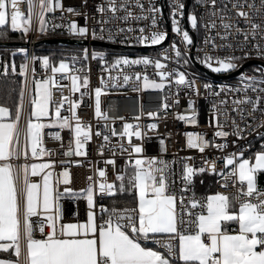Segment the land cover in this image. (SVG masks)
I'll return each mask as SVG.
<instances>
[{"label": "snow or ice", "instance_id": "snow-or-ice-1", "mask_svg": "<svg viewBox=\"0 0 264 264\" xmlns=\"http://www.w3.org/2000/svg\"><path fill=\"white\" fill-rule=\"evenodd\" d=\"M211 5L209 9L210 19L205 24L206 28L214 29L219 26L224 29L223 33H217L222 40H227L232 36L231 29L238 24H234L232 19H225L229 10L227 5L217 7V0H197V3ZM27 5V12L22 10L21 5ZM97 11L104 16L106 12H111L112 16L104 18L99 22L100 31H105V24L108 19H115L118 10H123L124 15L119 19L126 25L130 20L149 19L151 24L148 26L151 31L145 30V27L138 25L136 29L131 26L117 28L120 33L136 31L138 34L133 38L136 43L158 45L166 39L167 32L160 30L157 13L161 11L160 6L150 3L145 9L141 0H136V7L140 9L138 14H133L132 10L126 6V3H116V0H108L106 5H97ZM233 9L236 15L244 18L245 23L250 24L251 33L236 26V33L244 38L242 44L235 47L242 48L247 46L249 36L254 39L257 36V29L262 26L249 20V13L244 11V5L238 0H233ZM247 7L257 12L264 11V0H260L259 8L255 3L248 4ZM186 5L183 0H175L170 8L172 31L182 35V41L186 45L192 44V38L189 31L183 30L180 20L177 17H184ZM56 9L66 10L69 13H76L77 9L73 7L64 8L61 0H0V39L7 37L6 29L20 31L24 38L32 30L33 17L37 20L36 30L44 33L48 17L46 13H52ZM145 11L148 15L145 16ZM85 24L79 25L76 20H71L66 25L69 33L87 37L91 35L94 39H105L103 35L98 37L96 27L91 29L87 24V14ZM187 20L192 28H197L203 16H197L193 12L187 13ZM108 40H115L116 37L108 29ZM128 39V38H125ZM211 40L212 46L217 47L214 38L205 37V43ZM123 42V40H122ZM129 42H131L129 40ZM219 47L233 48L231 43L221 44ZM256 55L264 59V45L255 44ZM170 48L174 52L176 63L187 64L185 59L187 51H181L173 42ZM15 51L24 54V61L19 66V74L23 77L20 81L19 102L15 106V113H10L9 107L0 104V252L7 253L6 256H0V264H264V190L258 186V175L264 174V132H257L261 143L259 149L245 156V150L252 147L251 144L238 151H234L222 157L224 164L230 166L225 172L220 171L225 176L223 187H228V182L236 187L234 193L217 191L206 197L197 198L193 193L187 200L183 195L177 197L174 191L170 190V182L166 176L168 163L158 160L157 157H144L141 144L132 143V137L135 136L144 139L148 134L143 131L141 125H135L125 122L123 131L116 133L112 130V135L127 137L131 152L137 154L136 159L132 161L133 167L129 174L127 165L124 172L116 173L115 182L107 181L106 171L98 168L96 171L99 177L104 178L103 182H92L86 188L73 190L70 187L64 188L61 192L55 188L51 182V169L55 165L54 160H47L43 163H27L29 149L32 157L38 155L43 157L50 153L43 145V135L45 128L58 126L61 129H69L74 137L75 154L77 156L85 155V145L92 139V129L89 123L83 122L76 109L81 103V99H70L61 96L59 100L53 97V86L63 89L64 86L58 85L57 74L61 77H67L71 81V91L79 92L80 98L88 95L89 76L81 77L78 72L82 68H70L65 59H61L58 66L50 61L49 56H28L25 48H19ZM83 51V59L87 60L89 56L88 49ZM168 50H163V55L167 57ZM199 53V49H198ZM93 58H100L104 62L106 53L102 51H93ZM249 52H244L243 56L236 55H212L205 52L203 58L197 55V59L206 65L208 69L215 73L231 72L241 67L237 61L248 58ZM40 61L41 67L50 69V73H45L43 78L35 77V67L30 66V62ZM78 57H72V63L75 65ZM150 65L160 70V81L150 80L143 75V87L162 89L165 82L170 84L173 80L177 85H187L195 91V81L187 78L184 71L173 69L171 72L164 70V65L160 59L150 56H139L130 58L127 56H118L115 58L111 67L118 65ZM4 74L7 75L9 65L4 62ZM12 73L16 72V65H11ZM31 73V75H30ZM252 73L240 72L237 86L231 88L228 85H221L225 90L235 91L238 95L233 99L236 107L233 111H239L241 117L244 115V108L241 105H250L252 112L259 111L264 114V64L252 69ZM255 73H258L255 74ZM137 81L141 78V73L134 74ZM166 78V80H165ZM112 85H115V77H112ZM130 76L123 75V82L127 84ZM82 80V82H81ZM34 85V87H33ZM107 85L101 77L100 86L95 87V115L101 119L107 120L106 111L101 108V94ZM205 89L213 88L212 83H204ZM85 91L81 92L80 89ZM28 94V102L31 111L27 119L26 129L24 131V142L21 143L19 121L24 106L25 92ZM256 95H249L248 93ZM69 107L67 111L70 115H62L61 109L65 103ZM193 101H188L189 107ZM220 104H225L222 100ZM216 108V105L212 106ZM148 116H156L155 112L147 113ZM219 113H217V116ZM181 120H191L193 124L196 121V113L181 115ZM254 118V117H253ZM119 119H124L119 117ZM139 120V117H136ZM75 121V123H72ZM149 129H155L156 124L150 123ZM223 125L216 124L215 137H226L228 132L221 130ZM232 133L236 136H242L239 126L233 119ZM250 131L256 128H264V121L253 126H248ZM96 135H103L101 131H96ZM49 135L56 139H61L59 131L50 132ZM187 144L191 148L198 149L201 153L208 146V140L204 134L187 133ZM107 141L109 137L103 136ZM72 141H70V144ZM235 144V141H232ZM163 145V141H161ZM62 146V145H61ZM103 147V146H101ZM122 150L123 149V146ZM217 149L226 148V144L216 143ZM73 149L69 147L64 153L70 155ZM24 163H13V158L19 161L21 158ZM131 159V156H130ZM79 163V161H73ZM65 163V161H61ZM107 163L115 164L114 160ZM205 167L194 168L187 163L183 165L182 180L184 189L188 191L192 178L196 173L205 171H216L215 160L209 164L204 162ZM160 165L158 167L157 165ZM37 174H43V183L33 181L30 177ZM62 176L64 182H68L69 172L64 169ZM90 181L91 177L88 178ZM126 181V183H125ZM59 183V181H57ZM103 195L114 193H129L134 196V207H116L115 201L112 207L99 204L97 215V204L95 200L96 192ZM86 194V195H85ZM79 197L84 196L87 202V213L85 220L77 219L75 222H64L62 219L61 198L63 196ZM75 215V214H74ZM33 217H42L39 221H34ZM234 226V227H233ZM37 230L40 233L36 236ZM148 242H151L149 244Z\"/></svg>", "mask_w": 264, "mask_h": 264}, {"label": "built area", "instance_id": "built-area-1", "mask_svg": "<svg viewBox=\"0 0 264 264\" xmlns=\"http://www.w3.org/2000/svg\"><path fill=\"white\" fill-rule=\"evenodd\" d=\"M65 9L68 7H73L77 9L76 13H69L66 10L61 11L56 9L52 13H46L48 17L46 31L53 35L57 34L60 37L71 38L81 40L84 43L77 45L81 46L82 50L87 48L89 56L87 60H77L75 65H73L72 60L68 58L65 59L70 68L74 67L76 69L82 68L83 71L77 74L83 77V75L89 76V86L88 95L80 98L79 92L71 91V81L69 78L61 77L57 74L58 85L64 86L62 91L59 87L53 86V97L59 100L63 95L70 99H81L80 105H78L76 111L78 115L82 118L83 122L89 123L92 129V139L89 140L85 145V155L77 156L75 154V144L74 137L69 129H61L58 126L52 128H45L43 135V145L46 149H50L51 152L47 153L45 156L32 157L29 149V156L27 163H43L49 159L54 160L56 163L51 169V182L55 188L59 191H63L64 188L70 187L73 190H79L86 188L89 183L92 182H103L104 178L99 177L98 168H102L106 171L107 181L115 182L116 173L124 172L127 165V170L133 167L132 161L137 157V154L131 152V148L128 143L127 137H121L120 135H112V130L116 133H121L124 128L125 122L135 125L139 123L143 131L147 132V136L143 140L133 136L132 143H138L142 145L144 157H157L158 160H163L168 163V168L166 170V176L170 182V190L174 191L177 197L183 195L187 200L188 197L192 196L193 193L197 198L206 197L207 194L199 191L195 178L193 176L192 183L189 185L188 191H181L184 189V181L182 180V171L184 163L189 164L194 168L205 167V161L211 164L215 160L216 171H205L203 173L211 174L214 177V193L217 191L234 193L236 191L237 185H233L231 181L228 182V187L225 188L222 185L225 183V176L220 174L223 169L227 172L230 166H226L222 159L223 156L238 151L242 148L246 149V146L251 144L250 149L245 150V156L250 155L252 152L256 151L260 147V137L257 136V132H264V128H256L255 131H250L249 125H257L264 121V114L257 112H252L250 105H241L244 108L243 118L239 111H233L236 105L233 104V99L238 95L235 91H229L222 89L221 85H228L231 88L237 86L238 77L240 72L252 73V69L264 64V59H261L255 53L256 48L253 47L255 44L264 45V11L257 12L253 14V10L247 7L248 4L255 3L257 7L260 6V0H238L239 3L244 5L243 10L249 13V20L260 24L262 27L257 29V36L253 39L251 35L249 40L246 42L247 46L242 48L235 47L238 44L244 42L242 35L236 33V26L251 33L250 24L245 23L244 18L236 15V10L233 9V0H217V7H223L227 5L229 10L228 14L224 17L227 19H232L234 26L231 29L232 36L227 40H222L217 33H223L224 29L219 26L218 18L217 27L214 29L206 28L205 24L210 19L209 9L211 5H206L204 3H197V0H183L186 5L184 17H177L180 20V25L183 30L189 31L192 38V44L186 45L182 41V35L174 33L172 31L170 8L174 4L175 0H141L147 9L150 3L160 6L161 11L157 13V16H162L159 19L160 30L167 32L166 39L158 45L149 44H139L133 39L138 33L136 31L120 33L117 28H125L131 26L134 29L138 25L145 27L146 32L154 29H150L148 26L151 24L149 19H144L140 21L130 20L128 25L125 24L123 20L119 17L123 16L125 13L123 10H118L115 19H108L105 24V31L101 33L99 22L104 18V16L111 17V12H106L104 16L97 11V5H106L108 0H61ZM121 2L126 3V6L132 10V13L138 14L140 9L136 7V0H116V3ZM22 10L27 12V5H21ZM193 12L198 17L203 16V20L200 21L197 28H192L190 22L187 20V13ZM87 14V24L91 29L93 26L96 27V32L98 37L103 35L105 39L93 38L91 35L87 37H80L69 33L66 25L70 23L71 20H76L79 25L85 24V16ZM145 16L148 15L145 11ZM37 20L35 16L33 17L32 30L28 32L25 39V45L21 48L27 50L28 56H37L38 40L41 32L36 30ZM111 29V33L116 37L115 40H108L106 37ZM214 38V43L217 47L212 46L211 40L205 43V37L209 36ZM128 38V39H125ZM123 40V42H122ZM129 40L131 42H129ZM175 44L179 47L181 51H187L185 59L188 63H183V60L178 64L174 57V52L170 48V45ZM231 43L233 48H221L219 45ZM19 49V48H18ZM167 49V57L163 55V50ZM199 49V53H198ZM93 51H102L106 53L104 62L102 63L100 58H93L91 53ZM210 53L212 55H236L243 56L244 52H249L251 55L248 58L241 59L237 61L241 65L238 68L239 71L231 76H225L231 72H221L215 73L223 77H213L202 71L198 65L211 71L197 59V55L203 58L204 53ZM20 53V52H19ZM22 54L24 61V54ZM118 56H127L130 58H136L139 56H150L153 58L160 59L164 65V70L171 72L173 69H178L179 71H184L186 76L190 80L195 81V88L199 91H195L193 88L185 85H177L173 80L170 84L165 82V86L162 89H154L143 87V75H147L150 80L160 81L158 69L155 68L154 64L150 65H118L116 67H111L114 64L115 58ZM61 59L56 61V65ZM1 60V57H0ZM261 64H259V63ZM35 67V77L37 79L43 78L45 73H50V69H45L41 67L40 61L36 60L30 62V66ZM237 70V69H236ZM235 71V70H234ZM212 72V71H211ZM141 73V78L139 81L135 79L134 74ZM0 74H4L0 70ZM13 76H19L20 81L23 79L20 76L19 71L16 70L12 73ZM128 74L130 76L129 82L125 84L123 82V75ZM258 75V73H255ZM5 75V74H4ZM31 75V73H30ZM101 77L105 80L107 85H112V77H115V85L106 87L104 92L101 94V108L102 111H106L109 119L104 120L95 115V87L100 86ZM82 82V80H81ZM204 83H212L213 88L205 89L203 87ZM81 92L85 91L84 88L80 89ZM249 95L255 96V93H248ZM264 95V94H262ZM192 100L194 103L189 107L188 101ZM224 100L225 104H220L219 102ZM216 105V108L212 106ZM69 105L66 102L61 109L62 115H70L67 111ZM30 104L28 102V94L25 92L24 106L22 109L19 128H20V138L21 143L24 142V131L26 129L27 119L29 117ZM155 112L156 116H148L147 113ZM196 113V123L193 124L191 120L185 119L181 120L179 117L181 115H187L189 113ZM217 113L219 115L217 116ZM123 117L124 119H119ZM139 117V120H136ZM254 117V118H253ZM233 119L239 126L242 136H236L232 133L235 131L233 128ZM219 121L223 125L221 130L228 132L229 135L226 137H215L213 134L217 130L216 124ZM75 123V121H72ZM150 123H155V129H149L147 126ZM59 131L61 134V139L56 140L52 138L49 133ZM96 131H101L103 135H96ZM187 133H197L204 134L205 138L208 140V146L205 151L201 153L196 148H191L187 144ZM107 135L109 139L104 140L103 136ZM70 141L72 143L70 144ZM163 141V145L161 144ZM235 141V144L232 143ZM226 144V148L217 149L214 144ZM62 145V146H61ZM103 146V147H101ZM125 150H122V147ZM69 147L73 149L70 155L65 156L64 153L68 151ZM131 156V159H130ZM79 161V163H74L73 161ZM110 160H114L115 164L107 163ZM65 161V163H61ZM13 163H24L23 157L17 161L13 158ZM160 167V165H157ZM64 169L69 172L68 182H64V177L62 173ZM198 174V173H196ZM194 174V175H196ZM43 174H37L30 177L33 181H41ZM91 177L90 181L88 178ZM59 181V183H57ZM41 183V182H40ZM264 190V189H261ZM111 194H99L96 192L95 200L97 204V215H101L99 212L98 205L104 204L109 206L106 202ZM62 209V219L64 222H75L77 219L85 220L87 213V202L84 196L70 197L63 196L60 201ZM134 206H129V208ZM119 208V206H118ZM75 214V215H74ZM42 217H33L34 221H39ZM234 227V226H233ZM36 236L39 238L40 233L37 230ZM151 244V242H148Z\"/></svg>", "mask_w": 264, "mask_h": 264}, {"label": "trees", "instance_id": "trees-1", "mask_svg": "<svg viewBox=\"0 0 264 264\" xmlns=\"http://www.w3.org/2000/svg\"><path fill=\"white\" fill-rule=\"evenodd\" d=\"M7 31V37L0 39L1 42H24L26 38L22 36L20 31L11 30L10 26ZM60 37L59 35L51 34L49 32H44L39 35V40L42 39H49ZM66 37V36H64ZM18 49L17 47H0V70L4 72L3 64L7 62L9 65V70L7 75L0 74V104H4L5 106L9 107L10 113L14 115L15 113V106L19 102V91H20V78L19 76L15 77L11 71V65L14 63L16 65V70L19 71V66L23 63L22 54L15 51ZM82 47L77 46L74 44H41L38 45L37 48V56H49L50 61L52 63H56L58 59L61 58H68L72 60L73 56L79 55L81 52ZM130 174L132 171L131 169L127 170ZM195 181L197 183L199 191L206 193H214V177L211 174L206 173H198L194 175ZM126 183V181H125ZM119 184V181L116 183ZM258 186L260 189H264V174L258 175ZM115 201L116 207H129L135 206V199L132 194L127 192L125 193H114L111 194L108 199V207L113 206V202ZM7 253L0 252V256H6ZM182 264V262H179Z\"/></svg>", "mask_w": 264, "mask_h": 264}, {"label": "water", "instance_id": "water-1", "mask_svg": "<svg viewBox=\"0 0 264 264\" xmlns=\"http://www.w3.org/2000/svg\"><path fill=\"white\" fill-rule=\"evenodd\" d=\"M59 43V44H74V45H80V44H83L84 42L81 41V40H77V39H71V38H65V37H55V38H49V39H42V40H38L37 44L38 45H41L42 43L43 44H46V45H49V44H56ZM25 45V42H1L0 43V47H17V48H21ZM259 63V62H258ZM248 63L244 64L242 67H244L245 65H247ZM261 64V63H259ZM198 67L204 71L206 74L210 75V76H213V77H223V76H219L217 74H214L213 72L207 70L206 68L198 65ZM241 67V68H242ZM240 68V69H241ZM239 71V69L225 75V76H231V75H234L236 74L237 72Z\"/></svg>", "mask_w": 264, "mask_h": 264}, {"label": "rangeland", "instance_id": "rangeland-1", "mask_svg": "<svg viewBox=\"0 0 264 264\" xmlns=\"http://www.w3.org/2000/svg\"><path fill=\"white\" fill-rule=\"evenodd\" d=\"M191 25V24H190ZM76 57H78V60H82L83 59V52H80L79 53V55H76ZM33 87H34V85H33ZM41 190H42V183H43V176H42V178H41ZM209 194H213V193H209ZM208 194V195H209ZM86 195V194H85Z\"/></svg>", "mask_w": 264, "mask_h": 264}, {"label": "crops", "instance_id": "crops-1", "mask_svg": "<svg viewBox=\"0 0 264 264\" xmlns=\"http://www.w3.org/2000/svg\"><path fill=\"white\" fill-rule=\"evenodd\" d=\"M30 111H31V108H30ZM30 113V112H29Z\"/></svg>", "mask_w": 264, "mask_h": 264}]
</instances>
